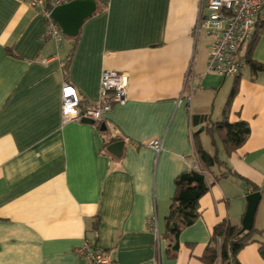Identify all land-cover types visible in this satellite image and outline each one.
I'll return each mask as SVG.
<instances>
[{
	"label": "crops",
	"instance_id": "crops-1",
	"mask_svg": "<svg viewBox=\"0 0 264 264\" xmlns=\"http://www.w3.org/2000/svg\"><path fill=\"white\" fill-rule=\"evenodd\" d=\"M96 2L73 50L71 37H44L46 18L31 0H0V264H90L77 254L86 239L117 264H206L215 226L242 225L254 185L263 190L254 226L264 230V71L209 69L212 38L196 29L201 0ZM253 56L264 64V28ZM104 69L128 75L126 104L95 123L64 122L63 83L76 86L82 107L94 106ZM236 83L228 120L246 121L251 133L227 155L222 133L215 145L206 124L223 119ZM116 141L120 154L109 150ZM197 141L240 177L210 173L199 218L174 252L167 216L177 176L202 167ZM259 246L246 245L241 263L264 264Z\"/></svg>",
	"mask_w": 264,
	"mask_h": 264
},
{
	"label": "built area",
	"instance_id": "built-area-1",
	"mask_svg": "<svg viewBox=\"0 0 264 264\" xmlns=\"http://www.w3.org/2000/svg\"><path fill=\"white\" fill-rule=\"evenodd\" d=\"M73 0H31L45 16L47 25L45 38L62 42L64 34L57 23L51 18L52 10ZM258 22H264V0H201L199 20L196 29L204 26L212 38L209 56V69L223 76H241L248 64L241 56V48ZM192 75L187 77L186 89ZM128 75L112 69H104L100 77V101L89 107L81 106V96L71 82L62 86V119L64 122L82 121L84 119L101 121L106 112L115 105H124L128 100ZM192 90H189L191 98ZM151 147L161 151L163 142L153 140ZM253 192V188H250ZM263 192V191H262ZM149 225L156 228L155 220L150 219ZM80 257L87 259L90 264H117L115 254L110 253L99 245L93 246L86 239L77 249Z\"/></svg>",
	"mask_w": 264,
	"mask_h": 264
},
{
	"label": "trees",
	"instance_id": "trees-1",
	"mask_svg": "<svg viewBox=\"0 0 264 264\" xmlns=\"http://www.w3.org/2000/svg\"><path fill=\"white\" fill-rule=\"evenodd\" d=\"M263 28L264 22L256 23L251 34L245 40L241 48V56L246 60L248 69L253 75L264 71V64L258 62L253 56L255 45L260 38ZM78 40L79 35L73 38V50ZM237 91L238 83L234 85L231 91L223 119L218 122L211 121L206 124V131L212 135L215 145V133H222V142L226 148L227 155H230L233 151L242 146L251 133V128L246 121L239 120L230 122L228 120L227 114L230 101ZM193 122L198 124L197 120ZM196 151L202 167H193L181 172L177 176L175 181L176 191L172 198L169 214L167 216V234L171 236L170 250L174 252L179 247L178 239L182 230L195 223L199 218L200 199L209 190V182L212 183L209 177L210 173L214 177V180L226 177L228 174L240 177L235 170L227 166V161L221 159L217 151L214 153L210 152L199 141L196 142ZM214 166H226L228 168L224 173L213 175L211 171ZM252 188L253 191H263L256 185ZM241 229V224H233L229 219H224L218 223L215 226L211 241L201 257L202 260L206 264H242L239 259L240 251L246 245L255 241L260 243L259 251L264 258V230L253 226L250 232L241 233ZM89 240L93 246L96 245L95 240Z\"/></svg>",
	"mask_w": 264,
	"mask_h": 264
},
{
	"label": "water",
	"instance_id": "water-1",
	"mask_svg": "<svg viewBox=\"0 0 264 264\" xmlns=\"http://www.w3.org/2000/svg\"><path fill=\"white\" fill-rule=\"evenodd\" d=\"M97 11L96 0H73L69 3L55 7L51 12V18L57 23L65 36L75 38L86 20L91 18ZM83 122L95 123L94 120L84 119ZM103 131L107 130L105 124L102 125ZM203 127L200 131H203ZM124 142L116 141L109 146V150L121 153ZM263 196L262 191H253L247 195V210L242 220L243 232H250L254 226L255 215Z\"/></svg>",
	"mask_w": 264,
	"mask_h": 264
},
{
	"label": "rangeland",
	"instance_id": "rangeland-1",
	"mask_svg": "<svg viewBox=\"0 0 264 264\" xmlns=\"http://www.w3.org/2000/svg\"><path fill=\"white\" fill-rule=\"evenodd\" d=\"M203 36H204V32L202 33V38H203ZM201 41H202V39H201ZM208 140V139H207Z\"/></svg>",
	"mask_w": 264,
	"mask_h": 264
}]
</instances>
